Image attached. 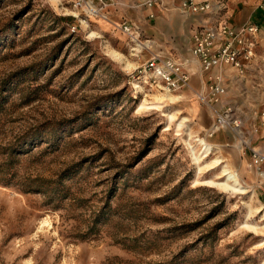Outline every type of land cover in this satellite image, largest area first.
<instances>
[{
	"label": "rangeland",
	"instance_id": "1",
	"mask_svg": "<svg viewBox=\"0 0 264 264\" xmlns=\"http://www.w3.org/2000/svg\"><path fill=\"white\" fill-rule=\"evenodd\" d=\"M146 1L84 22L59 0H0V264H264V32L220 102L209 80L166 95L139 70L189 61L192 41L170 47L179 10ZM256 4L236 27L264 24ZM228 106L240 127L211 135ZM225 167L237 189L211 184Z\"/></svg>",
	"mask_w": 264,
	"mask_h": 264
},
{
	"label": "built area",
	"instance_id": "2",
	"mask_svg": "<svg viewBox=\"0 0 264 264\" xmlns=\"http://www.w3.org/2000/svg\"><path fill=\"white\" fill-rule=\"evenodd\" d=\"M264 10V0H259ZM74 17L82 21L106 18L109 0H59ZM157 0H148L145 5L153 7ZM228 0H182L179 10L183 15H207L200 22L192 35L190 54L197 60L204 73L214 69L222 70L230 66L244 76L247 64L255 56L257 34L264 32V24L233 26L223 12L227 9ZM150 19L155 15L150 14ZM124 32L135 41L139 35V28L128 23H123ZM188 61H181L173 57L152 56L139 70L138 78L149 80L151 85L175 93L189 88L191 74L186 69ZM147 78V79H146ZM207 96L215 103L220 102L225 95V87L221 76L209 77ZM203 93L200 97L204 99ZM241 121L235 117L231 106L217 112L215 123L212 127L213 135L221 129L236 130ZM264 163V154L260 150H252V166L259 167Z\"/></svg>",
	"mask_w": 264,
	"mask_h": 264
},
{
	"label": "crops",
	"instance_id": "3",
	"mask_svg": "<svg viewBox=\"0 0 264 264\" xmlns=\"http://www.w3.org/2000/svg\"><path fill=\"white\" fill-rule=\"evenodd\" d=\"M181 2L182 0H169V2L167 1L169 6L168 8H170V6H175L179 10L177 6H180ZM256 3L259 4V0H228L227 9L223 12V14H225V17L230 23L233 22L234 25L237 26L238 24H242L243 22L249 20L252 17L256 9L255 7L258 8V6H255ZM179 14L182 17V21L181 23L176 25V30L172 34L175 36L172 42L170 43V47H172L175 51L182 49V46L187 47V45L192 41V35L197 25H199L200 22L208 18L207 15H183L181 12ZM159 19L161 18L159 17ZM157 24V26H159V30L158 32H156V37L154 38H156V41L160 42L163 39L161 37L160 30L161 23ZM189 51H191V48ZM173 58L179 59L175 56ZM189 58L190 63L187 65L186 69L191 74V82L187 90L190 91L192 94H195V92L200 91L204 92L206 89L205 80H209L210 76L216 77L220 75L223 80H227V75L229 73H233V69L230 68H225L222 71L219 69H214L209 73H204L201 69L199 62L193 59L191 54L189 55Z\"/></svg>",
	"mask_w": 264,
	"mask_h": 264
},
{
	"label": "bare ground",
	"instance_id": "4",
	"mask_svg": "<svg viewBox=\"0 0 264 264\" xmlns=\"http://www.w3.org/2000/svg\"><path fill=\"white\" fill-rule=\"evenodd\" d=\"M141 49V48H140ZM160 89V88H159ZM171 93L166 92V95H170ZM207 152H209L212 148L209 145H206ZM224 173L226 175L227 180L225 182H210L217 187H221L224 189H237L239 187L238 177L235 173H232L227 167H225Z\"/></svg>",
	"mask_w": 264,
	"mask_h": 264
}]
</instances>
